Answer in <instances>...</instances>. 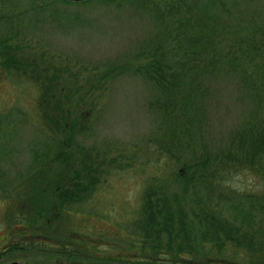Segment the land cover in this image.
<instances>
[{"label":"trees","instance_id":"obj_1","mask_svg":"<svg viewBox=\"0 0 264 264\" xmlns=\"http://www.w3.org/2000/svg\"><path fill=\"white\" fill-rule=\"evenodd\" d=\"M5 1L0 0V12L7 20ZM87 2L91 0L82 3ZM100 2L123 3L151 19L155 33L149 43L155 55L139 70L155 91L149 105L163 115L169 129L156 152L166 149L174 161L169 166L180 167L175 179L182 181L181 192L170 191L164 178H153L144 185L128 223L109 227L104 220L101 228L86 210L95 193L90 176L84 175L87 169L49 141L40 151L42 158H33L34 175L23 182L32 200H25L20 211L9 210L21 239L7 247L85 258L115 249L118 259L134 264H264V7L258 0ZM0 56L4 70L21 71L18 58L8 52ZM227 78L237 90V101L244 107L249 101L251 108L217 153L197 155L207 93L212 92L207 81L216 85ZM55 168L73 173L66 185L64 171L62 182H49ZM246 168L261 182L260 191L239 192L223 183L224 177ZM40 195L55 202L45 218L43 208L37 210L40 214L31 213Z\"/></svg>","mask_w":264,"mask_h":264},{"label":"rangeland","instance_id":"obj_2","mask_svg":"<svg viewBox=\"0 0 264 264\" xmlns=\"http://www.w3.org/2000/svg\"><path fill=\"white\" fill-rule=\"evenodd\" d=\"M7 1L2 9L8 19L0 12L5 22H0V54L8 52L23 67L17 73L0 66V264H134L119 260L115 249L91 258L9 250L10 241L21 239L9 212L32 200L23 182L34 175L33 158L49 141L87 169L84 175L90 176L95 193L86 210L101 228L104 220L109 227L128 223L139 208L144 185L153 178L162 177L170 191L181 192L182 181L175 179L180 167L169 166L174 161L166 149L156 152L168 126L149 105L155 91L139 70L155 55L149 43L155 33L151 19L147 13L129 11L135 7L100 0ZM258 2L264 7V0ZM2 61L0 56V65ZM207 82L212 92L207 93L197 155L217 153L251 108L249 101L245 107L237 101L228 78L216 85ZM62 172L66 185L73 173L62 168L51 171L49 182L64 178ZM223 183L245 193L261 188L250 168L224 177ZM37 201L31 213L40 214L43 208L45 218L54 198L40 195ZM50 225L55 227V221Z\"/></svg>","mask_w":264,"mask_h":264},{"label":"water","instance_id":"obj_3","mask_svg":"<svg viewBox=\"0 0 264 264\" xmlns=\"http://www.w3.org/2000/svg\"><path fill=\"white\" fill-rule=\"evenodd\" d=\"M65 1H71V2H84V1H88V0H65ZM12 264H17V263H12Z\"/></svg>","mask_w":264,"mask_h":264}]
</instances>
